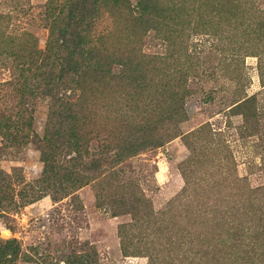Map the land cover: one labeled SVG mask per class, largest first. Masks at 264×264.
Here are the masks:
<instances>
[{
	"label": "rangeland",
	"instance_id": "1",
	"mask_svg": "<svg viewBox=\"0 0 264 264\" xmlns=\"http://www.w3.org/2000/svg\"><path fill=\"white\" fill-rule=\"evenodd\" d=\"M9 240L8 264H264V0H0Z\"/></svg>",
	"mask_w": 264,
	"mask_h": 264
},
{
	"label": "trees",
	"instance_id": "2",
	"mask_svg": "<svg viewBox=\"0 0 264 264\" xmlns=\"http://www.w3.org/2000/svg\"><path fill=\"white\" fill-rule=\"evenodd\" d=\"M61 46H59V48H56L55 49H60ZM50 58V57H49ZM48 58V59H49ZM47 59V60H48ZM46 60L43 59L42 62L43 64L42 65H38V66H35V71H37L38 69H42L44 68V62ZM50 62V61H49ZM51 63V62H50ZM52 64V63H51ZM14 72H17V68H14L13 70ZM28 74H31V70L30 69H26L25 70ZM42 75H45L44 73ZM59 81V84H54L52 87L54 89H56V91L60 90V87H61V75H59V77H57V79ZM22 83H18L17 85H21ZM55 91V92H56ZM55 94V93H54ZM61 98V96L59 97ZM16 127H20V125H16ZM19 246H18V242L16 240H9V241H6L4 242L3 244H0V264H8L10 263V260H13L15 259L18 255H19Z\"/></svg>",
	"mask_w": 264,
	"mask_h": 264
}]
</instances>
